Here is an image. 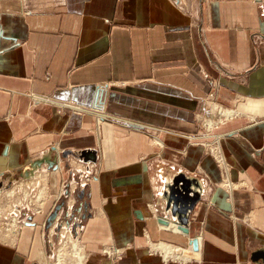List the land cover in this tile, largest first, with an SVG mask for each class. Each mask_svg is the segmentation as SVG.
<instances>
[{
	"label": "crops",
	"instance_id": "obj_1",
	"mask_svg": "<svg viewBox=\"0 0 264 264\" xmlns=\"http://www.w3.org/2000/svg\"><path fill=\"white\" fill-rule=\"evenodd\" d=\"M212 90L229 107L214 133L229 191L188 143ZM155 129L161 148L149 144ZM92 168L69 222L85 264H264V0H0V201L23 185L34 201L45 177L42 210L49 202L22 212L31 222L14 238L0 227V264H47L41 223L66 196L54 195L82 182L73 169ZM176 175L202 187L183 232L164 211ZM68 224L49 236L77 237ZM163 243L195 257L147 253Z\"/></svg>",
	"mask_w": 264,
	"mask_h": 264
},
{
	"label": "rangeland",
	"instance_id": "obj_2",
	"mask_svg": "<svg viewBox=\"0 0 264 264\" xmlns=\"http://www.w3.org/2000/svg\"><path fill=\"white\" fill-rule=\"evenodd\" d=\"M204 76V75H203ZM216 93V91H214V90H212V91H209L208 92V94H207V98H209L208 99V101L207 102H210L209 104H208V106H209V108H208V111L210 112L209 113V116H206L205 118L204 117H202V119L200 120V121H198L199 123H198V128H197V132L196 133H194V134H189L190 136H188V143H189V145H195V146H199L200 148H202V153H203V155L204 156H211L212 157V160H213V162L215 163V166H216V168H217V170H218V173H219V180H218V182H217V185H218V187L221 189V188H223V189H225V190H227V191H229L230 190V188H233L232 186H231V184H229V182H228V179H226L227 178V173H230V170H227L226 171V169L227 168H225V166H224V161H222L223 160V158H222V160H220L219 159V155H218V142L219 141H216V140H214V139H212V140H210L211 138H210V134H214V133H219L217 130L219 129V126L224 122L223 120H224V118H228L230 115V113L229 112H226V111H223V109H225V108H229L228 106H224V105H222V104H219L216 100H215V98L212 100V94H215ZM64 104H69L70 105V103H64ZM212 104H215V105H217L216 107L215 106H212ZM207 106V107H208ZM218 106H221V108H222V112L220 113L219 111H218ZM82 110V109H81ZM212 110V111H211ZM83 111H85V110H83ZM212 112V113H211ZM221 114H222V116L224 117H221ZM225 114V115H224ZM122 122V121H121ZM122 123H124V122H122ZM127 124V123H126ZM212 126V127H211ZM152 129V128H151ZM156 130V129H155ZM141 131V130H140ZM151 132L149 133V144L152 146V147H156V148H161L162 146H163V144H162V142L160 141V135L161 134H163L165 131L164 130H156V131H154V130H150ZM185 136H187V135H185ZM159 144H161V146H159ZM219 153H220V151H219ZM221 155V154H220ZM222 156V155H221ZM153 157H155V158H159V156L156 154V155H154ZM144 157H142V159L141 160H144L143 159ZM222 161L221 162V165L220 164H218L217 163V161ZM76 164V163H75ZM56 168V167H55ZM230 169V168H229ZM55 170V172H57L56 171V169H54ZM46 171V170H45ZM53 171V170H52ZM72 171H74V175L76 176V177H80L81 179L80 180H82V182L81 183H79V185H68L67 187H64V186H61V190H60V192L57 194H55L54 195V199H57V198H59L63 193L66 195V196H64V198L62 199V200H60L59 202L60 203H62L61 204V207L63 208L64 206L69 210V214L68 215H66V213H65V210H64V213H63V217H60V216H58L57 214H56V212H55V210L57 209V206H60V203L59 202H57L56 203V205L54 206V208H53V210L51 211V213L47 216V218L45 219V221L44 222H42L41 224V226L42 227H44L43 228V230L44 231H42L43 233H42V235L44 236V238H45V241L47 242V247L50 249V250H48V251H50V253H51V256H49L48 254H47V252L45 251V253H46V259H48V262H47V264H58L59 263V253H62L63 251V249H64V254H65V252H67L68 253V255H69V253H70V250H71V245H73L75 248H77L78 247V245L79 246H81V243H80V240H79V230H78V226H75L74 227V224H71V223H69V222H71V221H73L72 220V218H71V214H72V209L73 208H76V207H79V206H77V205H79L80 203H79V197H77V194L79 193H83L84 192V190H85V188L87 187L86 186V184L90 181V179H93V178H95L96 177V175H97V172L95 171V169H91V170H89L88 172H84V174L83 175H79V173L75 170V169H73ZM76 172V173H75ZM53 173V172H52ZM230 175V174H229ZM72 177H73V174H72ZM23 180H27V179H23ZM71 181V180H70ZM223 181V182H222ZM20 182V181H19ZM222 182V183H221ZM71 183V182H70ZM196 183H197V181H196ZM18 184V183H17ZM16 185V184H15ZM15 185H13V186H11V187H9L7 190H9L10 188H12V187H14ZM197 185V184H196ZM198 186V185H197ZM48 188V187H47ZM235 188V187H234ZM22 190H24V191H20L19 193H20V195H17L16 197L14 196L13 197V199H11L12 201H10V199L8 198V197H6L4 194H3V196L1 197V201H0V206L1 205H6V216L7 217H3V218H1L0 217V227L2 228V227H6V229H10V230H12L11 228H15V227H19V226H16V222L18 223V224H26V222L28 223L29 222V224H30V220H28V219H26V217L25 216H22V212H26V211H28L29 209L31 210V211H34L35 212V210H36V204H35V202L34 201H32L31 200V198H33L35 195L33 194V192H35L36 191V189H31V188H26V186H24L23 185V187L21 188ZM66 189L68 190V192H66ZM6 190V191H7ZM26 190H27V192H26ZM63 190V191H62ZM201 190H202V187H201ZM47 191H48V189H47ZM227 191H225V192H227ZM66 192V193H65ZM5 193V192H4ZM26 194V195H25ZM47 194H48V192H47ZM68 195H71V196H68ZM227 195H228V192H227ZM68 196V197H67ZM76 196V197H75ZM46 197H48V195L46 196ZM230 197V196H229ZM43 198V197H42ZM47 201H48V199H47ZM59 203V204H58ZM43 204V203H42ZM42 204H41V206H42ZM48 204H49V202H48ZM48 204H47V206H48ZM14 206H15V208H14ZM40 206V207H41ZM47 206L45 205V207H44V209L43 210H39V211H41L40 212V215L41 214H45L46 212H45V209H47ZM11 207V209H9ZM67 210V211H68ZM38 211V212H39ZM16 213L17 215H18V217H17V221L16 222H13V219L12 218H14V216H15V214L14 213ZM53 213H54V219L53 220H51L52 219V215H53ZM35 214H37L38 215V213L37 212H35ZM3 216V215H2ZM22 216V217H21ZM49 217H51L50 219H49ZM20 219L22 220V221H20ZM57 220V223H59V224H68V227L69 228H72V229H74V230H78V236H77V238H75L76 237V235L74 236V238L72 237V236H66V238H61L60 237V233H59V231H55L51 236H49V230H50V226L52 225L53 226V223H54V221H56ZM233 219H235V220H237V218H233ZM14 224H15V226H14ZM11 225V226H10ZM12 226H14V227H12ZM48 226V227H47ZM65 227V226H64ZM55 229L57 228V227H54ZM165 230H167V231H169V229L168 228H165ZM182 232H183V230H181ZM173 235V234H172ZM185 235H186V233H183L182 234V238H183V240L185 239ZM72 241H75V242H72ZM79 241V243H77ZM158 241V240H157ZM65 243V244H64ZM70 243H71V245H70ZM171 244V243H170ZM82 247V246H81ZM83 248V247H82ZM178 249V248H177ZM191 249H192V247H190V251L189 252H193V251H191ZM84 250V249H83ZM180 250H182V249H180ZM61 251V252H60ZM146 251H147V253L149 254V255H157V256H159L160 258H161V256H160V251L159 250H153L152 249V246H151V248H146ZM183 251V250H182ZM186 252H187V250H185ZM106 252L107 251H105L104 253V255L106 256V259H107V261L108 260H112V259H116L115 260V262H117L118 260H117V258L120 256L119 255V253H116V252H113V257H111V259L109 258L108 259V257H109V255L111 254V253H109V255L108 254H106ZM119 252H121V251H119ZM88 254H89V252H88ZM71 255V254H70ZM112 255V254H111ZM84 256H85V258L87 259V257H86V254H85V251H84ZM86 259H85V261H86ZM162 259V258H161ZM165 261V260H164ZM168 261H171L170 259H168ZM72 264V263H71Z\"/></svg>",
	"mask_w": 264,
	"mask_h": 264
},
{
	"label": "bare ground",
	"instance_id": "obj_3",
	"mask_svg": "<svg viewBox=\"0 0 264 264\" xmlns=\"http://www.w3.org/2000/svg\"><path fill=\"white\" fill-rule=\"evenodd\" d=\"M44 101V100H43ZM50 101V100H49ZM48 102V101H47ZM99 105H100V103H99ZM98 105V106H99ZM61 106V105H60ZM65 106H68L69 108H72L73 110H74V112H76V113H79V114H81V112L82 113H86V111H84L83 112V110H81V108L80 107H76L74 104H64L63 105V107H65ZM212 106H217V105H215V104H212ZM219 108H218V111L221 113L222 112V108H221V106H218ZM212 111V110H211ZM223 111H225L224 109H223ZM210 113V112H209ZM212 113V112H211ZM225 115V114H224ZM221 117H223L222 116V114H221ZM224 118V117H223ZM228 119V118H227ZM212 127V126H211ZM210 140H212V139H214V140H216L217 141V139H218V137L217 136H215L214 134H210ZM159 146H161V144H159ZM218 155H219V159L220 160H222V156L220 155V153H219V150H218ZM217 161V160H216ZM223 161V160H222ZM221 161V162H222ZM221 162L220 161H217V163L218 164H220L221 165ZM36 165H34L33 166V168L35 167ZM222 166V165H221ZM33 168H30V171L29 172H32V170H33ZM29 172H27L26 174H25V176L26 177H28V179H29ZM25 177V178H26ZM34 178V177H33ZM32 178V179H33ZM40 180H41V182H42V184H41V187H39V192H38V195H37V197L35 198V200H34V202H35V206H36V210H35V212H37L38 214L41 212V211H39V210H42V206H43V200H44V198H45V196H46V180H45V177H40L39 178ZM34 180V179H33ZM28 182H30V180L28 181ZM34 187H35V185H34ZM14 195H15V193L14 192H11V193H9L8 194V196L10 197V199H12L13 197H14ZM26 195V194H25ZM43 197V198H42ZM41 204H42V206H41ZM41 206V207H40ZM39 211V212H38ZM55 217L53 216V218L51 219V220H53ZM13 219V222H16L17 220L16 219H14V218H12ZM56 220V219H55ZM11 226V225H10ZM14 226H15V224H14ZM14 226H12V227H14ZM16 226H18L17 225V222H16ZM52 226V225H51ZM50 226V227H51ZM7 227V226H6ZM6 227H5V231L7 232L6 234L8 235V239L9 238H14L15 237V234L18 232V227H15V228H11L12 230H10V229H6ZM48 227V226H47ZM49 227V228H50ZM147 234V233H146ZM75 238H77V237H75ZM72 242H75V241H72ZM199 242V241H198ZM198 242L196 241V240H194L193 242H191V244H192V246L194 247V249L195 250H197V246H198ZM77 243H79V241L77 242ZM65 244V243H64ZM70 245H71V243H70ZM152 246V248H153V250H159L160 251V254L165 258L164 260L165 261H167V259H170V260H172V261H183V262H186L187 260H188V258H190L191 256L193 257H195V255L193 254V253H191V252H189V251H182V250H180V249H176V248H173V247H170V246H167V244L166 245H164V243L163 244H158V245H151ZM63 252L62 253H59V263L58 264H85V256H84V250H83V248L81 247V246H79L78 245V247L77 248H75L73 245H71V250H70V253H69V255H68V253L67 252H65V254H64V249L62 250ZM107 252H106V254H108L109 255V253H111L109 250H106ZM61 252V251H60ZM105 252V251H104ZM122 253V252H121ZM71 254V255H70ZM105 254V253H104ZM112 254V255H111ZM110 255H109V257H108V259L110 258L111 259V257H113V253H111Z\"/></svg>",
	"mask_w": 264,
	"mask_h": 264
},
{
	"label": "water",
	"instance_id": "obj_4",
	"mask_svg": "<svg viewBox=\"0 0 264 264\" xmlns=\"http://www.w3.org/2000/svg\"><path fill=\"white\" fill-rule=\"evenodd\" d=\"M38 161L34 162L29 168H33ZM27 169H25L26 173ZM190 187V181L184 175H176L164 185L165 199L164 211L170 213L174 217V221L178 224L179 228L183 231L186 230L189 215L193 210L197 201L201 199V186ZM54 213L52 215V218ZM51 217H49L50 219ZM163 220V219H161ZM165 222V221H164Z\"/></svg>",
	"mask_w": 264,
	"mask_h": 264
}]
</instances>
